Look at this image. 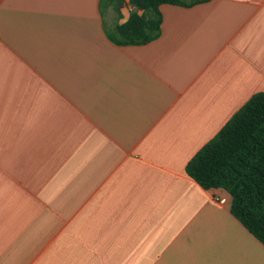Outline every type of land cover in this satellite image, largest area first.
I'll use <instances>...</instances> for the list:
<instances>
[{
	"label": "crops",
	"instance_id": "crops-1",
	"mask_svg": "<svg viewBox=\"0 0 264 264\" xmlns=\"http://www.w3.org/2000/svg\"><path fill=\"white\" fill-rule=\"evenodd\" d=\"M160 12L119 45L130 0H0V264H264L186 171L264 93V0Z\"/></svg>",
	"mask_w": 264,
	"mask_h": 264
},
{
	"label": "trees",
	"instance_id": "trees-1",
	"mask_svg": "<svg viewBox=\"0 0 264 264\" xmlns=\"http://www.w3.org/2000/svg\"><path fill=\"white\" fill-rule=\"evenodd\" d=\"M208 1L130 0L144 15L133 13L107 34L119 45L147 44L161 34V5L191 7ZM186 171L206 190L228 191L231 213L264 244V93L255 94L195 155Z\"/></svg>",
	"mask_w": 264,
	"mask_h": 264
},
{
	"label": "water",
	"instance_id": "water-1",
	"mask_svg": "<svg viewBox=\"0 0 264 264\" xmlns=\"http://www.w3.org/2000/svg\"><path fill=\"white\" fill-rule=\"evenodd\" d=\"M133 11L136 13L139 9L136 6H132Z\"/></svg>",
	"mask_w": 264,
	"mask_h": 264
},
{
	"label": "built area",
	"instance_id": "built-area-1",
	"mask_svg": "<svg viewBox=\"0 0 264 264\" xmlns=\"http://www.w3.org/2000/svg\"><path fill=\"white\" fill-rule=\"evenodd\" d=\"M219 202L222 203V204H225L226 200L225 199H220Z\"/></svg>",
	"mask_w": 264,
	"mask_h": 264
}]
</instances>
